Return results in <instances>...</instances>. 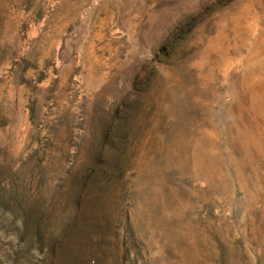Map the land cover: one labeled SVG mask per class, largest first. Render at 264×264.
Here are the masks:
<instances>
[{"label": "rangeland", "instance_id": "rangeland-1", "mask_svg": "<svg viewBox=\"0 0 264 264\" xmlns=\"http://www.w3.org/2000/svg\"><path fill=\"white\" fill-rule=\"evenodd\" d=\"M0 264H264V0H0Z\"/></svg>", "mask_w": 264, "mask_h": 264}]
</instances>
